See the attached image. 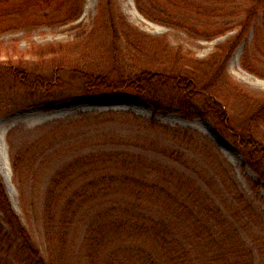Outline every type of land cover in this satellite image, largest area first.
I'll return each mask as SVG.
<instances>
[{"label":"trees","instance_id":"1","mask_svg":"<svg viewBox=\"0 0 264 264\" xmlns=\"http://www.w3.org/2000/svg\"><path fill=\"white\" fill-rule=\"evenodd\" d=\"M135 3L149 21L195 39L236 33L199 59L166 34L142 32L117 0H99L93 24L77 40L33 46L34 61L15 59V52L0 61V117L14 90L65 102L126 94L148 100L156 111L199 103V115L212 121L264 182V94L250 92L227 71L253 30L241 65L264 80V0ZM83 5L84 0H0V37L75 23ZM230 8L236 9L237 22L220 21ZM129 118L136 126L160 129L174 145L146 141L162 160L137 150H106L74 158L54 173L39 212L46 255L12 208L0 175V264H75L77 253L89 264H255L244 232H264V212L244 192L229 162L202 134ZM13 137L10 131L13 183L28 217L38 206L31 195L37 159L31 149H17ZM260 182L252 188L256 196Z\"/></svg>","mask_w":264,"mask_h":264},{"label":"rangeland","instance_id":"2","mask_svg":"<svg viewBox=\"0 0 264 264\" xmlns=\"http://www.w3.org/2000/svg\"><path fill=\"white\" fill-rule=\"evenodd\" d=\"M117 2L122 13L142 32L152 36L166 34L174 46H181L193 52L199 59L207 58L217 45L236 33L234 31L213 41L195 39L179 30L149 21L140 14L135 0H117ZM98 6L99 0H84L81 18L75 23L54 28L40 27L0 37V61L7 60V55H12L14 52L15 59L23 56L25 60L34 61L36 57L29 53L33 46L43 48L52 43L66 44L77 40L78 36L93 24ZM234 11L236 9L230 8L229 12L225 13L227 15L219 20L236 23ZM253 39L254 31L251 30L246 42L232 56L227 71L236 82L250 92L264 94V80L249 74L241 65L244 46L246 43L252 44ZM10 94L12 95L5 100L9 108L0 117V175L12 208L23 219L24 225L44 255L47 247L39 212L43 206L47 184L54 173L74 158L106 150H137L150 159L162 160L157 153L149 151L146 141L159 140L163 144L174 145L168 141L167 136L160 133V129L142 128L129 122L128 118L133 116L146 121L153 120L164 127L197 132L207 137L216 151L232 166L236 180L247 196L254 198L257 208L264 212V182H260L259 176L246 166L243 154L216 129L212 121L199 115V111L196 110L199 103L189 104L182 111L175 105H168L156 111L148 100L126 94L94 95L69 102L61 101L58 96L33 97L20 90H14ZM191 115L192 117H189ZM109 117L113 119L104 120ZM10 131H14L12 142L15 147L31 149V153L37 159L34 172L38 175L32 181L34 188L31 195L35 193L38 206L37 210L31 212L28 217L21 210L20 195L13 183L7 142V134ZM140 136L142 141L138 142L136 139ZM130 137L135 139L132 140ZM226 142L232 150L225 146ZM9 171L11 180L6 183L3 173L7 176ZM258 182L261 183V187L257 189L259 196H256L252 188ZM262 216L264 217V213ZM0 224L4 225L1 213ZM244 236L254 250L255 264H264V232L256 228L248 229L244 232ZM75 262V264H89L88 260L78 253Z\"/></svg>","mask_w":264,"mask_h":264},{"label":"bare ground","instance_id":"3","mask_svg":"<svg viewBox=\"0 0 264 264\" xmlns=\"http://www.w3.org/2000/svg\"><path fill=\"white\" fill-rule=\"evenodd\" d=\"M236 59V58H235ZM239 60V58H237V61ZM226 145V147L227 148H229L230 150H232V148H231V146L226 142L225 143ZM227 154V153H226ZM3 173V172H2ZM3 176H4V178H5V181H6V183H9L10 182V180H11V174H10V171H9V173H8V175L6 176L4 173H3Z\"/></svg>","mask_w":264,"mask_h":264}]
</instances>
